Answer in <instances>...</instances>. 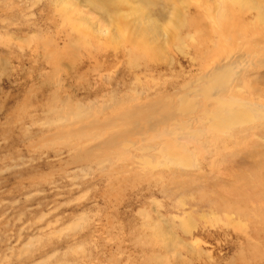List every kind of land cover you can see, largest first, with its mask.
Listing matches in <instances>:
<instances>
[{
  "label": "rangeland",
  "instance_id": "rangeland-1",
  "mask_svg": "<svg viewBox=\"0 0 264 264\" xmlns=\"http://www.w3.org/2000/svg\"><path fill=\"white\" fill-rule=\"evenodd\" d=\"M140 1L0 0V264H264V119L193 123L185 165L158 151L171 110L215 106L217 67L264 105V0H186L180 43L181 0Z\"/></svg>",
  "mask_w": 264,
  "mask_h": 264
},
{
  "label": "bare ground",
  "instance_id": "bare-ground-1",
  "mask_svg": "<svg viewBox=\"0 0 264 264\" xmlns=\"http://www.w3.org/2000/svg\"><path fill=\"white\" fill-rule=\"evenodd\" d=\"M148 1L150 2V0H148ZM148 1H146V3H145L146 5H149ZM177 1L178 0H174L173 1L174 4H176ZM185 1L186 0H181L180 6H179V4L176 5L174 10H173V12H172V15H177L178 18H180V22H182V24H179V22H176V23L172 22L173 23L172 27L174 28L172 42L175 40L176 42L180 43V41H182V38L184 36H182L179 32L182 31V28H184V27L188 28V26L190 24V23H188L185 20V18H183L184 14H185ZM224 1L225 0H222V1L218 0V2H217L218 6H220L219 8H220V12H221V16L222 17L223 16L225 17L224 14L227 12V11H225V5H223ZM238 1L240 3V4L238 3V5L241 8L245 5V3L247 4V6L248 5H256L255 7H252V6H250V7L252 9H254V8L259 9L260 10L259 15L261 14V8L263 7V3H264V2L262 3L263 0H238ZM151 3H153V2H151ZM105 7H106V5H105ZM105 7H103V8H105ZM245 8H247V7H245ZM141 9L142 8H136V7H134V9H133L136 14L139 13V16H138L139 21H137L139 25L136 28L134 27L137 33L134 30V32L131 34V36L129 35L130 36V40L134 41L136 43L137 47L138 46H144V48L146 50H151L152 48L155 49L156 46L153 47V45L147 43L145 39H143V38H142V40L139 39V37H142L141 33H145L146 34V30H145V26H144L145 20L146 21L148 20L147 21L148 23H149V20H150V19H147L145 17V15L142 17V13L144 12V10H143L144 7H143L142 10ZM248 10H251V9L248 8ZM147 11H148V9H147ZM224 11H225V13H224ZM123 16L118 15V14H115L113 16V19L116 21L115 23H117V25H119L120 30H121V27H122L123 24H126L124 26L129 27V23H125V22H128V21L124 19V17L127 16V15H125L124 17ZM129 16L130 15H128V17ZM133 16H132V18L131 17H129V18L133 19L134 18ZM162 16H164V13L162 14ZM226 16H227V14H226ZM232 16H234V15H232ZM119 17H121V18H119ZM135 17L137 18V16H135ZM242 18H244L243 15H242ZM239 19H240V17L238 16V18H235L234 20L230 21L229 23H226L228 25L222 24L221 28L224 29V28H226V26H229L233 30L238 29V31L240 30L239 28H247L245 25L244 26L239 25L240 22H241V21L238 22ZM114 20H113V22H114ZM136 20H138V19H136ZM137 22H135V23H137ZM150 22H152V20ZM221 23L222 22H220V24ZM142 25L144 26L143 28L139 27V26H142ZM159 27H158V25L156 23L152 22L148 26V30H149V32L151 34H153V33L154 34H161V28L159 29ZM166 28H167V34L172 32V29H170L169 26H167ZM220 32H221V30H220ZM158 47L161 48V46H158ZM237 74L239 76L241 73L237 72ZM233 75L234 74H233L232 71L224 72L223 69L221 70V68L217 67L216 70H214V72L212 74H210V76L207 75L206 77H203L204 79H207V81H205V82L209 83V80L213 79L214 82L210 80L211 81V85H217L216 89L218 88V91H216L217 92L216 98H218V99L215 100V106L212 105V104H210V105L207 104V105H204V106H202L200 104L196 105V108H194V109H196V112H200V114L195 116V117H192V118L188 119L185 122H179V121L176 120L177 112H178V110L180 108H185V107L191 108V107H193L194 103H189V102L181 103L178 106V108H175L174 111L173 110L170 111V114L167 117V119L171 120V121L174 120V122L169 124V125H172V124H174V125L172 126V128L171 127L170 128H165L163 131L159 132L161 134L160 138L163 140V143H160L158 141V144L160 145V148H158V151L162 155H164L167 158H171V159L177 160L178 163L182 162L183 165L189 163V159L186 157L187 151L185 149L188 146L187 144L190 143V142L191 143L192 142L196 143V142L200 141V139H202L203 135L205 134V131L203 129H201V128L193 129L192 128L193 123H196V122L197 123L208 122V123H210V125H212L219 132L220 131L224 132L227 135V131H228V137H229V136H231L232 130H233L234 127H237L238 125H241V124L253 123L255 120L264 119V105L263 104L260 105L261 107H259V106L254 107V106L250 105L249 102H247V101L241 100V102H239V100L237 101L236 99H231V98L227 99L225 97V95H227V94L229 96H231V97L232 96L235 97V92L233 90V84H235L236 80L239 81V79H234ZM238 76H237V78H238ZM193 91L197 92L198 90L195 87ZM187 95L188 94L184 95V97H186ZM234 97H232V98H234ZM236 103H237V106L233 107V104H236ZM211 108H213L215 111H211L210 110ZM183 111H187V110H183ZM161 121L162 120L157 121L156 122L157 125ZM155 127L158 128L157 126H155ZM216 130L214 132H216ZM176 137H177V139L180 138V139H182V141H185L186 144H182L181 143L182 141L181 142L178 141L176 139ZM172 138L173 139L175 138V139L172 140Z\"/></svg>",
  "mask_w": 264,
  "mask_h": 264
}]
</instances>
